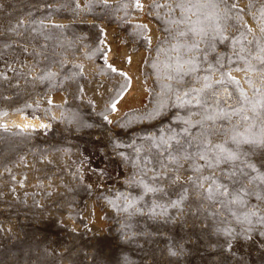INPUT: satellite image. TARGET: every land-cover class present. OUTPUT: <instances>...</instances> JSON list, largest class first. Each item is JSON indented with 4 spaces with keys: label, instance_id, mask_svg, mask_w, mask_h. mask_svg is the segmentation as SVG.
<instances>
[{
    "label": "rangeland",
    "instance_id": "374dc122",
    "mask_svg": "<svg viewBox=\"0 0 264 264\" xmlns=\"http://www.w3.org/2000/svg\"><path fill=\"white\" fill-rule=\"evenodd\" d=\"M139 2L142 8L136 0H0V264H264V200L257 198L264 187L249 184L256 194L243 197L246 205L225 208L191 183L212 174L205 161L176 162L158 146H187L185 128L200 135L199 126L183 123L199 109L175 107L163 87H177L169 77L190 61L197 71L185 83L214 82L228 71L260 99L264 65L255 57L264 47V0ZM237 51L256 69L241 71ZM225 86L233 97L221 107L232 113L241 107L240 88ZM244 107L249 120H217L213 143L234 148L232 135L260 139L264 125ZM14 115L39 117L47 127L23 128ZM239 155L233 167L264 174V144H241ZM133 180L164 192L145 194ZM155 204L166 211H151ZM249 211L257 213L251 223Z\"/></svg>",
    "mask_w": 264,
    "mask_h": 264
},
{
    "label": "snow or ice",
    "instance_id": "6c2138e0",
    "mask_svg": "<svg viewBox=\"0 0 264 264\" xmlns=\"http://www.w3.org/2000/svg\"><path fill=\"white\" fill-rule=\"evenodd\" d=\"M106 3V0H104ZM135 6L138 8H142L143 5L140 4L139 0H136ZM159 4H154L153 7H159ZM42 24V22H40ZM264 31V29H262ZM224 38V37H222ZM194 47L199 48V45H194ZM247 51V50H242ZM239 60L244 61L246 64L245 68L240 69L246 73L253 71L256 69V66L251 63L247 57L241 54V52H234ZM251 56V52L248 53ZM257 61L261 65H264V47L260 48V54L255 57ZM192 67L188 70H177V77H169V79L175 80V84L177 87H173L172 84H165L163 87L167 90L168 99H172L174 97V106L175 107H188L191 109L193 106L199 109L195 113H190L191 115H195L197 119L192 120L191 118L183 120V123L189 125L190 127L200 128V135L196 136L189 131L188 128H185L184 131L188 136L187 146L182 144L179 140L176 141L178 147L172 149V145L168 144L166 141L163 142V146L165 152H168L169 157L173 159V161L180 160H188L193 161L199 159L201 161L206 162V167L212 169V174L210 176H204L201 173V168L199 166H194L193 171L197 173H201L198 175L195 180H192L191 183L194 184L197 190L201 191L202 195L205 199L214 200L216 203L221 204L223 207L230 209L231 206H240L244 207L246 205V201L243 198L246 194L255 195V188H249L248 185H259L264 187V174H257L255 176L251 175L248 172L243 171V169L239 166L233 167L234 162L240 161V145L247 144H264V127L261 128V136L260 139L255 138H239L237 135H232L229 137L231 143L234 145V148H228L225 145L228 143V140H225L224 143H213L209 138L210 135H218L221 133V129L216 125V121L219 119H230V116L235 114L241 116L244 121H248L249 117L245 113L246 105H251V108L248 109L251 111L255 118L260 119L262 125H264V89H255L256 93L259 94L260 99L258 101H253L247 93L240 88L239 82L232 77L231 72L221 71L220 78L215 79L213 82L210 76L194 77L193 80H189L187 83L184 81L185 75H191L192 73L197 71V66L194 61H190ZM216 64L219 66L217 70L223 69L224 65L221 63L219 59H217ZM156 67V65H153ZM111 71L116 72L117 69L109 65ZM212 66L209 65V69L211 70ZM119 75L124 76L125 73H119ZM259 75L261 83L264 84V68L259 69ZM228 83L236 84L238 88H240L239 96L236 97L235 103L240 105L241 107L236 108L233 106L232 113L225 111L224 107H221L223 104L225 107L229 106L228 101H230L233 97V94L228 91V88L225 86ZM249 84H253V81L249 79ZM164 101H159V105L163 106ZM257 105L262 110L260 112L257 111ZM111 110H116V103L113 102L111 105ZM244 113L243 115H241ZM105 119L107 117L105 116ZM254 127V125H252ZM6 127V126H4ZM42 127H47V125H42ZM224 135L227 136V132H224ZM195 147L197 149L196 153L188 151L189 147ZM175 153V155H174ZM227 166L226 168H220L221 165ZM243 168L251 169L253 172H258L254 165L241 161ZM216 169H220L221 176L216 175ZM237 172H239V178H237ZM222 178H226L230 183L234 185L232 190H229L228 184L219 182ZM153 180L158 181L162 179L161 176H153ZM179 181V177L173 178V183ZM204 181L207 184L205 186ZM133 184H136L138 187H142L145 194L147 193H163L164 189L162 187H154L143 180L132 181ZM183 188V185H181ZM166 194V193H165ZM187 194V190L179 193V200L176 202L169 201L171 207H178L179 202L183 201L185 195ZM260 200H264V195L257 197ZM125 200L128 202L129 206H133L135 204V200H129L128 197H125ZM162 208V211H166L167 205L161 206L159 204H155L151 211H155V208ZM140 211V209H137ZM235 215V213H233ZM257 213L255 211H249L244 219L251 223L248 219L250 216H256ZM239 219V217H237ZM261 222H264V215L260 217ZM230 234V230H229ZM175 254V253H173Z\"/></svg>",
    "mask_w": 264,
    "mask_h": 264
},
{
    "label": "bare ground",
    "instance_id": "6f19581e",
    "mask_svg": "<svg viewBox=\"0 0 264 264\" xmlns=\"http://www.w3.org/2000/svg\"><path fill=\"white\" fill-rule=\"evenodd\" d=\"M13 119H14V123L23 126V128L28 127V128L40 129L42 128V125H44V121L41 120L39 117L16 115L15 118L13 117Z\"/></svg>",
    "mask_w": 264,
    "mask_h": 264
}]
</instances>
